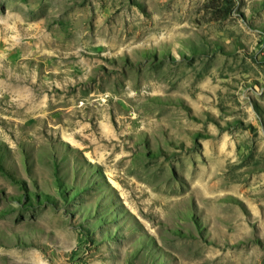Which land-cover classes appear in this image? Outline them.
Wrapping results in <instances>:
<instances>
[{"label":"rangeland","instance_id":"obj_1","mask_svg":"<svg viewBox=\"0 0 264 264\" xmlns=\"http://www.w3.org/2000/svg\"><path fill=\"white\" fill-rule=\"evenodd\" d=\"M0 264H264V0H0Z\"/></svg>","mask_w":264,"mask_h":264},{"label":"bare ground","instance_id":"obj_2","mask_svg":"<svg viewBox=\"0 0 264 264\" xmlns=\"http://www.w3.org/2000/svg\"><path fill=\"white\" fill-rule=\"evenodd\" d=\"M107 81H108V79H107ZM107 83L109 84V81Z\"/></svg>","mask_w":264,"mask_h":264}]
</instances>
